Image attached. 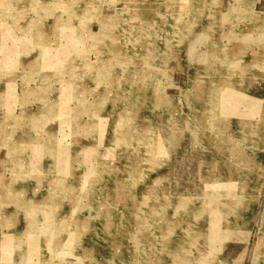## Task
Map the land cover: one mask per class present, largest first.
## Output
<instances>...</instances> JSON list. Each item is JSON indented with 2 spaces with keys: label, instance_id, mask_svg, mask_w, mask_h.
I'll list each match as a JSON object with an SVG mask.
<instances>
[{
  "label": "rangeland",
  "instance_id": "rangeland-1",
  "mask_svg": "<svg viewBox=\"0 0 264 264\" xmlns=\"http://www.w3.org/2000/svg\"><path fill=\"white\" fill-rule=\"evenodd\" d=\"M0 264H264V0H0Z\"/></svg>",
  "mask_w": 264,
  "mask_h": 264
},
{
  "label": "bare ground",
  "instance_id": "bare-ground-1",
  "mask_svg": "<svg viewBox=\"0 0 264 264\" xmlns=\"http://www.w3.org/2000/svg\"><path fill=\"white\" fill-rule=\"evenodd\" d=\"M250 165H251V167L253 166L252 163H251ZM246 170H247V169H246ZM252 172H253V171H252ZM100 224H101V223H100Z\"/></svg>",
  "mask_w": 264,
  "mask_h": 264
}]
</instances>
